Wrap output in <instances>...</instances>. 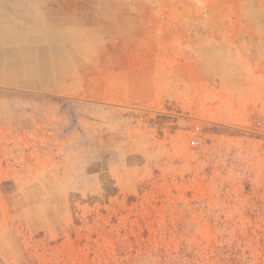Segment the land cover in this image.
<instances>
[{
  "label": "rangeland",
  "instance_id": "rangeland-1",
  "mask_svg": "<svg viewBox=\"0 0 264 264\" xmlns=\"http://www.w3.org/2000/svg\"><path fill=\"white\" fill-rule=\"evenodd\" d=\"M164 13L139 88L102 80L101 40L70 86L0 88V264H264V73L203 75L180 35L211 25Z\"/></svg>",
  "mask_w": 264,
  "mask_h": 264
},
{
  "label": "crops",
  "instance_id": "crops-1",
  "mask_svg": "<svg viewBox=\"0 0 264 264\" xmlns=\"http://www.w3.org/2000/svg\"><path fill=\"white\" fill-rule=\"evenodd\" d=\"M162 6L149 0H0V88L70 86L78 78V65L88 63L91 75L92 59L85 57L94 54L98 40L102 80L107 75L117 82L108 86L139 88L146 78L134 57L157 56L162 50L168 55V40L179 38L138 30L142 23L157 21L164 9L172 22L203 29L211 25L207 31L180 35L193 41L183 55L207 57L203 75L211 66L214 77L221 56L264 73V0H181Z\"/></svg>",
  "mask_w": 264,
  "mask_h": 264
}]
</instances>
